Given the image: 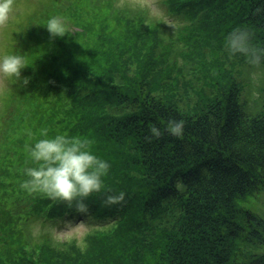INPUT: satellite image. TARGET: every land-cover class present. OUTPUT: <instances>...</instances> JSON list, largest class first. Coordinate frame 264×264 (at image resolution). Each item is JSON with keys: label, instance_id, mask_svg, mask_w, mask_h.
Listing matches in <instances>:
<instances>
[{"label": "trees", "instance_id": "trees-1", "mask_svg": "<svg viewBox=\"0 0 264 264\" xmlns=\"http://www.w3.org/2000/svg\"><path fill=\"white\" fill-rule=\"evenodd\" d=\"M52 1L13 44L26 66L0 117V264H264V62L224 46L243 28L264 48V0H161L174 25L132 1ZM44 128L109 161L85 207L23 187ZM75 216L96 222L82 239L30 227Z\"/></svg>", "mask_w": 264, "mask_h": 264}, {"label": "clouds", "instance_id": "clouds-1", "mask_svg": "<svg viewBox=\"0 0 264 264\" xmlns=\"http://www.w3.org/2000/svg\"><path fill=\"white\" fill-rule=\"evenodd\" d=\"M14 11V0H0V25L10 21ZM44 26L53 36L68 33L66 21L59 16H51ZM224 46L230 55L241 54L252 65L264 62V48L253 46L247 29H233L225 36ZM24 66L26 65L20 55L0 56L2 76L19 77ZM167 130L173 135H180L183 121H169ZM151 131L160 135L156 127H152ZM40 137L27 147L28 155L36 166L25 169L27 179L24 180L23 187L30 192L40 191L63 201L76 200L79 207H85L82 199L78 198H87L91 193L102 190L104 177L109 174L111 167L109 161L94 153L93 141L88 137L69 136L66 133L49 136L47 128L41 129ZM124 198L125 193L120 191L106 196L104 203L116 204Z\"/></svg>", "mask_w": 264, "mask_h": 264}, {"label": "rangeland", "instance_id": "rangeland-1", "mask_svg": "<svg viewBox=\"0 0 264 264\" xmlns=\"http://www.w3.org/2000/svg\"><path fill=\"white\" fill-rule=\"evenodd\" d=\"M123 1L146 4L155 15L166 18L169 24H175L173 23L175 20H171L167 16L161 0H121V2ZM52 2V0H14L15 11L10 21L0 25V56L15 52L13 44L16 35L21 31L20 25H25L33 13L48 9ZM15 87L14 78L0 75V117L6 110L9 97L14 92ZM252 206L256 210L262 209L264 211V199L259 197L256 201H252ZM94 224L96 222L88 217L75 216L55 222L36 220L32 222L30 227L37 235L48 232L61 239L73 237L82 239Z\"/></svg>", "mask_w": 264, "mask_h": 264}]
</instances>
